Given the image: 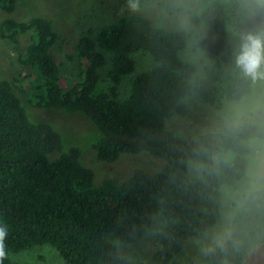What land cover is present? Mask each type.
<instances>
[{
	"label": "clouds",
	"instance_id": "obj_1",
	"mask_svg": "<svg viewBox=\"0 0 264 264\" xmlns=\"http://www.w3.org/2000/svg\"><path fill=\"white\" fill-rule=\"evenodd\" d=\"M118 14L154 38L169 90L133 158L150 200L101 234L95 264H249L264 248V0H123ZM8 237L0 220V264Z\"/></svg>",
	"mask_w": 264,
	"mask_h": 264
},
{
	"label": "trees",
	"instance_id": "obj_2",
	"mask_svg": "<svg viewBox=\"0 0 264 264\" xmlns=\"http://www.w3.org/2000/svg\"><path fill=\"white\" fill-rule=\"evenodd\" d=\"M17 1L0 0V10L13 12ZM52 22L40 17L0 22V39L12 46L19 37H30L17 56L33 71L27 107L85 116L98 131L92 146L97 162L112 164L122 154L134 155L141 133L160 128L169 83L166 73L153 67L132 80L123 100L119 85L134 72V53L146 52L152 59L162 55L156 41L123 17L96 30L77 25L65 35L73 38L70 57L78 60L76 81L68 87L60 78L59 37ZM21 101L14 83L0 79V220L9 226L6 250L50 245L65 264H95L101 234L122 227L146 207L153 185L139 170L120 182L95 185L93 171L80 162L81 152L55 154L57 133L49 124L31 123ZM148 147L159 158L165 142L152 140ZM3 264L15 263L7 257Z\"/></svg>",
	"mask_w": 264,
	"mask_h": 264
},
{
	"label": "rangeland",
	"instance_id": "obj_3",
	"mask_svg": "<svg viewBox=\"0 0 264 264\" xmlns=\"http://www.w3.org/2000/svg\"><path fill=\"white\" fill-rule=\"evenodd\" d=\"M123 0H18L13 12L7 14L0 10V22L11 19L18 22H27L32 18H45L53 21L54 31L59 37V44L55 48L56 59L59 65L60 78L65 86H72L78 74V60L72 55L73 38L70 35L77 25L96 30L103 24L110 23L121 17L118 9ZM30 37H19L15 45L0 39V79H9L14 83L28 120L33 124H49L57 133L60 140V149L55 154H67L71 149L81 152L80 162L94 173V183L99 185L109 180L115 183L127 178L135 169L134 155L122 154L112 164L97 162L93 156L92 146L98 140V131L95 125L85 116L67 114L61 111L33 109L27 107L32 80V69L25 67L17 59L19 53L25 50ZM134 72L121 79L119 85V100L128 97L132 80L139 74L153 68V59L146 52H137L132 55ZM23 91V92H22ZM25 93V97L23 95ZM26 103V104H25ZM33 104V102H32ZM60 157V156H59ZM146 159V158H143ZM10 261L15 264H65L57 251L50 245L35 246L27 251L9 253Z\"/></svg>",
	"mask_w": 264,
	"mask_h": 264
},
{
	"label": "water",
	"instance_id": "obj_4",
	"mask_svg": "<svg viewBox=\"0 0 264 264\" xmlns=\"http://www.w3.org/2000/svg\"><path fill=\"white\" fill-rule=\"evenodd\" d=\"M259 259V264H264V248L260 250L250 261L249 264H257V260Z\"/></svg>",
	"mask_w": 264,
	"mask_h": 264
}]
</instances>
